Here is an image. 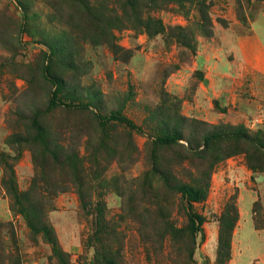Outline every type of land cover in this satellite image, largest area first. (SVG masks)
I'll use <instances>...</instances> for the list:
<instances>
[{
    "label": "rangeland",
    "instance_id": "1",
    "mask_svg": "<svg viewBox=\"0 0 264 264\" xmlns=\"http://www.w3.org/2000/svg\"><path fill=\"white\" fill-rule=\"evenodd\" d=\"M205 1L214 30L210 38L197 31L202 20L194 4L186 2L184 13L173 5L171 12L158 14L168 27L190 30L196 54L174 38L116 30V43L132 52L119 58L95 37L75 0H0V264H59L43 235L12 209L3 183L12 167L26 193L41 165L50 166L41 141L26 142L35 134L30 117L37 110L48 129L46 140L55 144L66 123L73 131L66 135L74 143L70 149L97 153L89 197L103 200L108 215L122 220L126 264H169L151 244L161 230V214L189 232L190 211L205 219L186 251L193 264H264V171L250 169L243 154L229 156L237 151L235 143H213L209 149L203 142L212 126L264 132V0ZM49 64L65 76L69 91L90 103L88 110L48 109L55 89L44 74ZM114 110L140 129L98 127L95 115ZM167 121L190 142L157 146ZM103 134L109 142L100 149ZM178 158L190 159L194 174L196 164L212 166L210 180L199 175L203 201L189 202L153 172L156 164L164 168ZM188 173L181 175L186 182ZM56 179H61L57 171ZM53 195L48 222L59 248L71 264H90L96 254L94 242L87 241L94 230L92 214L82 210L75 187ZM222 230L231 232L228 245L222 244ZM141 233L151 245H144Z\"/></svg>",
    "mask_w": 264,
    "mask_h": 264
},
{
    "label": "trees",
    "instance_id": "2",
    "mask_svg": "<svg viewBox=\"0 0 264 264\" xmlns=\"http://www.w3.org/2000/svg\"><path fill=\"white\" fill-rule=\"evenodd\" d=\"M75 1L81 16L89 20L91 29L96 34L95 37L106 43L114 55L119 58H123L125 54L131 56L132 52L125 50L116 43L117 38L114 33L116 30H133L140 34H147L150 38H155L159 35L170 39L174 38L182 47L196 54L197 46L190 30L183 27H168L163 19L158 16L161 12L174 10L173 5L178 7L180 13L185 12L186 2L198 6L202 24L199 25L197 31L209 38L214 35L212 21L205 12L208 9V3L205 0ZM220 22L224 25L222 21ZM53 59L54 57H52ZM50 64L45 66L44 74L55 89L49 98L48 109L61 110L63 112L88 110L91 106L90 103L84 102L82 96H78L77 92L69 91L65 76L54 72ZM163 96L167 95L163 93ZM95 116L93 120L100 128H107L111 124H119L132 130L140 129L134 121L118 110L111 111L108 115L98 114ZM40 118V110H37L30 117L31 128L32 131H35V134L30 136L26 142L33 144L35 141H41L43 150L50 160V166L41 165L42 173L32 180L26 193L19 190L12 167L7 168L9 175L8 178L3 180V183L12 200V209L26 219L27 226L32 232L43 235L44 239L51 245L53 257L57 259L59 264H71L68 255L59 248V243L48 222V213L53 207V192L62 193L70 187H75L79 192L82 210L87 215L92 214L93 216L92 226L94 230L87 241L94 242L96 254L90 264H126L125 253L127 245L125 242L126 237L121 230L120 221L122 220H117V218L108 215L106 204L103 200L95 203L89 197L90 191L93 189L91 178L94 176L93 168L99 169L96 164L98 162L97 153L87 150L85 155H83L77 149H70L74 143L72 138L66 137V135L73 131H69L66 123L61 125L55 144L51 140H46L45 134H48V129H45L40 123ZM167 119L170 120L169 117ZM181 120L182 118L178 119L180 122ZM169 122H165L168 124H165V128L162 130L163 134L156 137L155 143L157 146L169 148L176 144L180 145L179 141L184 139L189 143V138L185 137L177 129H171ZM36 131H38V135H36ZM85 135L89 136V132ZM222 141L237 145V151L229 154V156L243 154L250 169L254 172L264 171V132L262 130L250 131L242 125H219L212 126L203 136L204 145L209 149L213 147V143L218 144ZM98 142L99 148L104 149L108 146L109 141L106 135L103 134ZM229 156H225L222 159L224 160ZM217 157L218 154H214L213 161ZM180 159L168 161L165 163L164 168L156 164L153 172L159 175L165 187L175 190L189 202L203 201L206 197V192L203 187L199 186V181L202 179L199 175L202 174L205 179L210 180V168L212 166L209 165L208 168H203L196 164L194 165L196 170L194 174L188 169L191 164L190 159ZM56 171L61 176L60 180L56 179ZM185 173H188L186 176L188 182L181 177ZM53 176H55V179H53ZM24 201H26V205ZM94 210H97V212L93 213ZM189 216L191 226L190 228L188 227L190 230L188 232V229H178L169 214H161L162 227L159 233L156 234L157 238L151 244H153L152 247L155 244L158 249L157 255L167 260L169 264L194 263L192 255L191 257L188 256L186 251L191 250L190 244L195 245L194 235L197 231H200L205 219L195 211H190ZM142 236L144 245L150 244L149 241L144 239L145 235ZM221 236L222 244L228 245L232 238L231 232L222 230ZM173 243L175 247L177 245V261L173 260V252L171 251Z\"/></svg>",
    "mask_w": 264,
    "mask_h": 264
}]
</instances>
